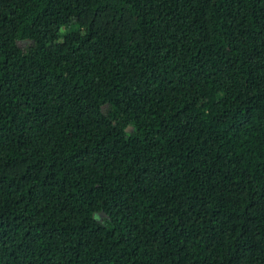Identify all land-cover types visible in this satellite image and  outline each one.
Masks as SVG:
<instances>
[{
	"label": "trees",
	"instance_id": "1",
	"mask_svg": "<svg viewBox=\"0 0 264 264\" xmlns=\"http://www.w3.org/2000/svg\"><path fill=\"white\" fill-rule=\"evenodd\" d=\"M0 264H264V0H0Z\"/></svg>",
	"mask_w": 264,
	"mask_h": 264
},
{
	"label": "rangeland",
	"instance_id": "2",
	"mask_svg": "<svg viewBox=\"0 0 264 264\" xmlns=\"http://www.w3.org/2000/svg\"><path fill=\"white\" fill-rule=\"evenodd\" d=\"M19 44H20L22 47L26 45V43L23 42V41H20Z\"/></svg>",
	"mask_w": 264,
	"mask_h": 264
}]
</instances>
